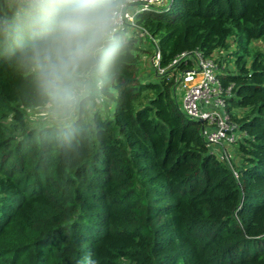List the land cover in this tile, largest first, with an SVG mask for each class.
Segmentation results:
<instances>
[{
    "label": "trees",
    "instance_id": "1",
    "mask_svg": "<svg viewBox=\"0 0 264 264\" xmlns=\"http://www.w3.org/2000/svg\"><path fill=\"white\" fill-rule=\"evenodd\" d=\"M137 21L162 66L190 51L234 63L221 80L247 134L238 177L180 110L174 79L141 81L140 42L124 40L102 78L111 112L31 127L34 76L0 33V264H264V0H173Z\"/></svg>",
    "mask_w": 264,
    "mask_h": 264
},
{
    "label": "clouds",
    "instance_id": "2",
    "mask_svg": "<svg viewBox=\"0 0 264 264\" xmlns=\"http://www.w3.org/2000/svg\"><path fill=\"white\" fill-rule=\"evenodd\" d=\"M133 0H13L0 33L15 43L34 76L44 115L69 126L90 106L124 47Z\"/></svg>",
    "mask_w": 264,
    "mask_h": 264
},
{
    "label": "built area",
    "instance_id": "3",
    "mask_svg": "<svg viewBox=\"0 0 264 264\" xmlns=\"http://www.w3.org/2000/svg\"><path fill=\"white\" fill-rule=\"evenodd\" d=\"M172 2L173 0H133L128 5L131 19L124 21L123 39L139 41L141 48L147 52L151 43L154 45L156 50L152 53L153 59L149 66L143 65L142 58V67H145L143 74L147 75V71H150L149 79L145 81L152 79L159 82L164 77L175 80V96L183 93L184 97L180 110L188 118L201 121V136L211 153L228 163L238 177L236 167L242 164V159L236 151V145L247 134L239 129L238 123L233 119L236 115L230 110L228 99L232 95L233 85L226 88L221 80V74L228 73L230 64L223 56H218L217 51L208 57L199 51H190L179 55L168 66H162L158 40L137 21L140 13L168 8ZM182 64L187 68L179 69ZM233 66L234 64L232 68Z\"/></svg>",
    "mask_w": 264,
    "mask_h": 264
},
{
    "label": "rangeland",
    "instance_id": "4",
    "mask_svg": "<svg viewBox=\"0 0 264 264\" xmlns=\"http://www.w3.org/2000/svg\"><path fill=\"white\" fill-rule=\"evenodd\" d=\"M3 1L7 6H8V4L13 3V0H3ZM257 45L263 46L264 44L257 43ZM155 50L156 49H155L154 45L151 43L150 49L148 50V52L143 54V57H142L144 66L147 67L152 62V59H153L152 53L155 52ZM216 54H218V56H220V57L223 56L224 59L230 64V68L229 69L227 68L228 69L227 72H229V71L235 72V67L233 66V68H232V64H234V63H231V60H229L227 58V53H225L223 51H217ZM143 70H145V67H142L140 70L139 77H140L141 81H145V79L147 77L145 74H143ZM93 97H95V100H94V102H90V106H88L89 111L92 112L93 110H96V109H98V110L99 109H105L106 112L112 111V106L109 104V102L107 100H105L102 96H100V87ZM174 97L176 99V102H177L179 108H182L183 98H184L183 93H178L176 96L174 93ZM45 111H46V109L44 107L43 108H34V109L28 110L27 111V120L29 122V125L31 127H39V126L48 125V124L61 125V124L57 123L56 121L52 120L50 117H46L44 115ZM233 111H234V114L238 115V116H241L243 114V112H240V111H236V110H233ZM237 134H238V136H241L240 132H237Z\"/></svg>",
    "mask_w": 264,
    "mask_h": 264
},
{
    "label": "crops",
    "instance_id": "5",
    "mask_svg": "<svg viewBox=\"0 0 264 264\" xmlns=\"http://www.w3.org/2000/svg\"><path fill=\"white\" fill-rule=\"evenodd\" d=\"M146 76H147L146 79H148L149 78L148 76H150V71H147V75Z\"/></svg>",
    "mask_w": 264,
    "mask_h": 264
},
{
    "label": "water",
    "instance_id": "6",
    "mask_svg": "<svg viewBox=\"0 0 264 264\" xmlns=\"http://www.w3.org/2000/svg\"><path fill=\"white\" fill-rule=\"evenodd\" d=\"M199 124L201 123V121H197ZM238 128V127H237ZM240 129V128H239ZM234 131H237V129H234Z\"/></svg>",
    "mask_w": 264,
    "mask_h": 264
}]
</instances>
